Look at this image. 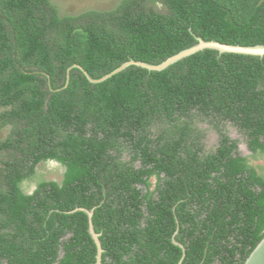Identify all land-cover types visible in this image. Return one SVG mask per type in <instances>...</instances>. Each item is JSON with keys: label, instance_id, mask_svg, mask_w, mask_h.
Here are the masks:
<instances>
[{"label": "trees", "instance_id": "1", "mask_svg": "<svg viewBox=\"0 0 264 264\" xmlns=\"http://www.w3.org/2000/svg\"><path fill=\"white\" fill-rule=\"evenodd\" d=\"M198 38L264 45V0L66 15L52 0H0V264H95L76 209L93 210L101 264H177L176 231L182 264L245 262L264 237V178L224 126L264 154V57L205 49L161 71L84 73L159 65ZM199 124L220 134L216 150ZM48 161L60 181L36 177Z\"/></svg>", "mask_w": 264, "mask_h": 264}, {"label": "water", "instance_id": "2", "mask_svg": "<svg viewBox=\"0 0 264 264\" xmlns=\"http://www.w3.org/2000/svg\"><path fill=\"white\" fill-rule=\"evenodd\" d=\"M205 49L216 50L218 51L219 54L233 53V54H239V55L255 56V57H260V58L264 57V45H255V46H247V47L239 46V45H225V44H220L215 41H204L198 38V42L196 45L168 58L166 61H164L163 63L159 65L154 66V65L141 63V62L129 61V62L122 64L119 68H117L113 72L103 76L101 79H98V80H93L92 78L89 77V75L86 72L84 73L90 82L98 83V82L104 81L105 79L111 77L112 75L122 71L123 69L131 65H135V66L147 69L149 71H161L175 62L181 59H184L190 55H193L197 52L203 51ZM75 211H82L88 217V232L96 246L95 264H101L102 254L104 250L102 249L101 241L99 239L100 234L95 233L93 229V223H92L93 210L76 209ZM176 235H177V231L175 232L172 238V243L178 246L179 248H181L182 250V253H183L182 257L177 263V264H182V261L185 257V249L182 244L176 241L175 239ZM243 264H264V237L258 242V244L251 251V253L246 258Z\"/></svg>", "mask_w": 264, "mask_h": 264}, {"label": "rangeland", "instance_id": "3", "mask_svg": "<svg viewBox=\"0 0 264 264\" xmlns=\"http://www.w3.org/2000/svg\"><path fill=\"white\" fill-rule=\"evenodd\" d=\"M53 3L56 4L60 15L66 14H77L86 10H105L113 8L119 0H52ZM231 129L230 134L232 136H236L235 129L230 127ZM8 133L7 129L0 130V141L3 140ZM209 133V132H208ZM210 137V141L214 140L215 136L212 132L208 134ZM243 150L244 144H240ZM245 153H247L245 151ZM254 166H261L264 165V158L263 157H254L251 162ZM62 173V168L57 165L55 162H45L41 163L36 167V177L38 179L45 178V179H59L60 174ZM35 181H26L23 183L22 188L26 192H30L35 188Z\"/></svg>", "mask_w": 264, "mask_h": 264}, {"label": "flooded vegetation", "instance_id": "4", "mask_svg": "<svg viewBox=\"0 0 264 264\" xmlns=\"http://www.w3.org/2000/svg\"><path fill=\"white\" fill-rule=\"evenodd\" d=\"M224 127H225V131H226V134L228 135L229 139L230 140H235L237 142V152L241 156L247 157L248 158V163L256 169L257 173L260 176H262L264 178V165L254 166L251 163L252 162V159L254 157H258L259 156V157H263L264 158V154L257 155V156L254 155L252 153V151L248 147V144H247V141H246V137L243 136V135H241L240 132L231 123H227ZM230 127H232V128L235 129V132L237 134L235 137L230 134V131H228V130L231 129ZM199 128L201 130H204L205 131V138L203 140L204 143H205V145H206L205 146V150L206 151L216 150L217 147H218V145H219V142H220V137H221L220 134L216 130H214L213 128H211L210 126H208L207 124H199ZM208 132L209 133L212 132L214 134V136H215V138H214V140H212V142L210 141V137L208 136V134H209ZM240 144H244L243 150H242V147L240 146ZM245 151L247 153H245ZM128 159H129V157L127 156V154H124L123 157H122V160L123 161H125V160L127 161ZM136 164H137V162H136ZM49 180H52V181H60V178L57 179V180L56 179H49ZM151 180H152V183H153V187H151V190H152L154 188V182H155V180H154V178H152ZM3 264H6V263H3Z\"/></svg>", "mask_w": 264, "mask_h": 264}, {"label": "clouds", "instance_id": "5", "mask_svg": "<svg viewBox=\"0 0 264 264\" xmlns=\"http://www.w3.org/2000/svg\"><path fill=\"white\" fill-rule=\"evenodd\" d=\"M31 192V191H30ZM30 192L28 191V193L30 194Z\"/></svg>", "mask_w": 264, "mask_h": 264}]
</instances>
